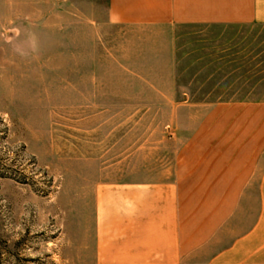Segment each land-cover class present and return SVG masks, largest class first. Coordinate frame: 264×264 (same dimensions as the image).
<instances>
[{
  "label": "rangeland",
  "instance_id": "rangeland-1",
  "mask_svg": "<svg viewBox=\"0 0 264 264\" xmlns=\"http://www.w3.org/2000/svg\"><path fill=\"white\" fill-rule=\"evenodd\" d=\"M219 99L264 100V25L156 29L108 22L106 0H0V264H94L97 193L185 176L194 103Z\"/></svg>",
  "mask_w": 264,
  "mask_h": 264
},
{
  "label": "crops",
  "instance_id": "crops-1",
  "mask_svg": "<svg viewBox=\"0 0 264 264\" xmlns=\"http://www.w3.org/2000/svg\"><path fill=\"white\" fill-rule=\"evenodd\" d=\"M106 9L125 26L264 25V0H106ZM194 104L204 107L185 176L97 193L94 264H264V100Z\"/></svg>",
  "mask_w": 264,
  "mask_h": 264
}]
</instances>
